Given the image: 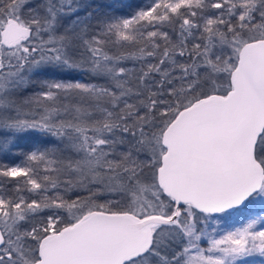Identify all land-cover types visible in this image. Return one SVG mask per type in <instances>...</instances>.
<instances>
[{"label": "snow or ice", "instance_id": "obj_1", "mask_svg": "<svg viewBox=\"0 0 264 264\" xmlns=\"http://www.w3.org/2000/svg\"><path fill=\"white\" fill-rule=\"evenodd\" d=\"M0 264H264V0H0Z\"/></svg>", "mask_w": 264, "mask_h": 264}, {"label": "trees", "instance_id": "obj_2", "mask_svg": "<svg viewBox=\"0 0 264 264\" xmlns=\"http://www.w3.org/2000/svg\"><path fill=\"white\" fill-rule=\"evenodd\" d=\"M135 2L137 3V4H147V3H150L151 2V0H135Z\"/></svg>", "mask_w": 264, "mask_h": 264}]
</instances>
